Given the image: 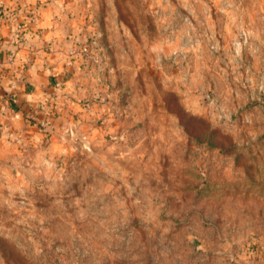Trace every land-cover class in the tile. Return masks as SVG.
I'll return each mask as SVG.
<instances>
[{
  "label": "rangeland",
  "instance_id": "rangeland-1",
  "mask_svg": "<svg viewBox=\"0 0 264 264\" xmlns=\"http://www.w3.org/2000/svg\"><path fill=\"white\" fill-rule=\"evenodd\" d=\"M132 1L0 125V264H264V0Z\"/></svg>",
  "mask_w": 264,
  "mask_h": 264
},
{
  "label": "crops",
  "instance_id": "crops-1",
  "mask_svg": "<svg viewBox=\"0 0 264 264\" xmlns=\"http://www.w3.org/2000/svg\"><path fill=\"white\" fill-rule=\"evenodd\" d=\"M119 3L0 0V125L10 126L18 119L22 123L25 117H40L46 124L44 118L69 100L80 44L95 30L99 6L108 5L109 20L116 21ZM6 10L13 14L9 20ZM17 24L23 28L19 34Z\"/></svg>",
  "mask_w": 264,
  "mask_h": 264
},
{
  "label": "built area",
  "instance_id": "built-area-1",
  "mask_svg": "<svg viewBox=\"0 0 264 264\" xmlns=\"http://www.w3.org/2000/svg\"><path fill=\"white\" fill-rule=\"evenodd\" d=\"M10 12H11L10 10H6L5 11V16H6V18L8 20L13 16V14H10ZM15 27H16L15 31H16L17 34L23 32V28H22V26L20 24H17ZM91 48L92 47H90L88 45H83V46H81L80 51L86 53V52H89L91 50Z\"/></svg>",
  "mask_w": 264,
  "mask_h": 264
}]
</instances>
